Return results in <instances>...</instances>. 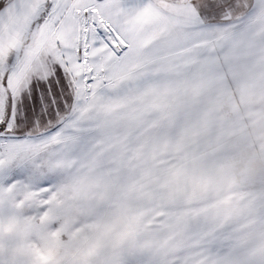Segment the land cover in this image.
Here are the masks:
<instances>
[{"label": "snow or ice", "instance_id": "obj_1", "mask_svg": "<svg viewBox=\"0 0 264 264\" xmlns=\"http://www.w3.org/2000/svg\"><path fill=\"white\" fill-rule=\"evenodd\" d=\"M264 0H0V264H264V119L211 164L190 47Z\"/></svg>", "mask_w": 264, "mask_h": 264}, {"label": "rangeland", "instance_id": "obj_2", "mask_svg": "<svg viewBox=\"0 0 264 264\" xmlns=\"http://www.w3.org/2000/svg\"><path fill=\"white\" fill-rule=\"evenodd\" d=\"M215 48L207 40L190 47L182 35L172 46L187 57L185 69L195 88L188 112L197 123L201 144L212 141L217 151L211 164L230 161L255 143L264 119V22L254 34L217 33Z\"/></svg>", "mask_w": 264, "mask_h": 264}]
</instances>
